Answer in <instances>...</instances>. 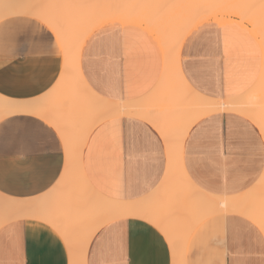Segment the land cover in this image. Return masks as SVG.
<instances>
[{
  "label": "crops",
  "instance_id": "crops-1",
  "mask_svg": "<svg viewBox=\"0 0 264 264\" xmlns=\"http://www.w3.org/2000/svg\"><path fill=\"white\" fill-rule=\"evenodd\" d=\"M164 1L151 5L161 16ZM200 23L180 47L177 72L203 97L244 98L264 76V49L253 26L237 17ZM166 54L147 24L115 20L88 35L80 70L103 98L133 103L149 98L163 84ZM65 64L62 44L43 20L32 14L0 20V95L21 101L51 97L57 83L61 85ZM80 87L67 85L63 90L80 99ZM184 143L185 169L208 193L246 197L264 174V137L239 111L204 115L191 126ZM66 161L63 138L48 118L17 112L0 119L1 194L18 199L51 196ZM167 167L165 142L146 119L118 115L95 126L83 150L86 178L105 196L146 202L150 210L143 217L101 226L90 239L86 264H264V231L238 212L212 215L184 238L181 204L157 194ZM74 198L67 209L75 210L76 204H71L76 202L79 208L76 200L81 199ZM45 221L30 217L1 226L0 264H71L65 238Z\"/></svg>",
  "mask_w": 264,
  "mask_h": 264
},
{
  "label": "bare ground",
  "instance_id": "bare-ground-1",
  "mask_svg": "<svg viewBox=\"0 0 264 264\" xmlns=\"http://www.w3.org/2000/svg\"><path fill=\"white\" fill-rule=\"evenodd\" d=\"M101 1L105 5L106 0ZM87 2L88 0H0V20L14 14H32L49 25L62 44L66 63L58 81L63 86L62 89L53 92L61 86L57 83L58 87L51 92V97L47 96L45 100L21 101L0 95V119L17 112L38 113L48 118L60 132L67 155L65 170L57 189H54L56 192L52 191L51 196L18 199L0 193V227L17 219L43 218L45 222L55 226L65 238L63 240H66L71 252L70 263L86 264L90 239L101 226L114 219L146 216L150 210L148 203L105 196L91 185L83 168V150L95 126L113 116L135 115L149 121L165 142L168 167L162 188L157 194L171 196L172 203L181 204L186 228L184 238L206 218L228 211L249 217L264 231V174L257 187L253 188L254 192L249 193L253 192L254 195L218 196L199 188L189 177L183 162V148L188 131L198 119L212 112L229 109L239 111L260 128L264 137V76L259 85L244 98L221 100L203 97L191 89L174 66L186 35L204 20L240 18L253 26L264 49V9L257 12L252 4L241 5L238 0H190L188 5L189 8L192 6V14L189 9V16L183 15L187 20L191 18L189 21L182 16V19L158 22L161 15L152 10L151 6L142 10L136 5L144 14L136 12V6L133 7L129 2H126L129 5L115 6L118 2L110 1L114 6L112 4L105 11L101 7L99 11L98 2L91 15L94 20L88 24ZM76 3L78 7L75 10L72 6ZM169 4L166 0L162 4L164 8L161 6L165 12L170 8ZM73 17L79 20L70 21ZM126 18L147 24L158 35L167 53L163 84H159V88L149 98L133 103L103 98L87 85L80 70L81 50L88 35L107 22ZM77 24L80 27L77 28ZM73 84L81 86L80 99L63 90L65 86ZM74 196L81 199V202ZM72 198L73 202L79 201L77 210V202L71 204H76L73 206L75 210L66 207L70 205L67 202L72 201ZM78 210L80 217L79 214L75 215Z\"/></svg>",
  "mask_w": 264,
  "mask_h": 264
},
{
  "label": "rangeland",
  "instance_id": "rangeland-1",
  "mask_svg": "<svg viewBox=\"0 0 264 264\" xmlns=\"http://www.w3.org/2000/svg\"><path fill=\"white\" fill-rule=\"evenodd\" d=\"M99 1H101V0H91V2H90V0H88V2H87V9H88V14L86 15V17H87V20H86V23H91V22H93V20H94V17L92 18L91 17V15H92V11H93V9H95V8H93L94 6H96V3H98ZM110 1H113L114 3H116V2H118V3H116L115 4V6H117V5H126V4H128V3H126V2H129V3H131L132 5H133V7H135L136 5H139V7L143 10V8L145 9V7H149V6H151V5H153V3L154 2H156V0H124V1H119V0H106V1H104L105 3V5H103V2L101 1V3H102V6H101V3L99 4L100 5V7L98 8V10L99 11H101V7H102V9H103V11H105V10H107V8H110V6H112V4H113V6H114V3L112 2V4H111V2ZM116 1V2H115ZM172 1V3H171V8H169V10H167V12H165L164 14H162V16L157 20L158 22H159V20H161V22H165V20L166 21H168V20H172V21H174L176 18H183L184 16L186 17V15H188L189 16V9H190V11H191V8H192V6H191V8H189V6L190 5H188L189 4V0H181L182 2L180 3V4H175V1L176 0H171ZM180 1V0H179ZM247 1V2H246ZM92 2H93V4H92ZM108 2V4H106ZM125 2V3H124ZM238 2L241 4V5H249V4H252L253 6H254V8L255 9H257V12L259 11H262L264 8H262L261 7V5L262 4H264V0H238ZM90 3V4H89ZM110 3V4H109ZM244 3V4H243ZM254 3V4H253ZM191 4V3H190ZM78 5V3H76V4H74L72 7L76 10L77 9V6ZM129 5V4H128ZM90 6V7H89ZM137 10H135L136 12H142V13H144L143 11H141V9H139L137 6L135 7ZM138 10H140V11H138ZM68 11V10H67ZM178 13V14H177ZM145 14V13H144ZM177 14V15H176ZM190 14H192V11H191V13ZM184 15V16H183ZM195 15V14H194ZM75 16V15H74ZM183 16V17H182ZM188 16H187V18H188ZM76 17V16H75ZM75 17H73V18H71L72 20H70V21H78L79 19L78 18H75ZM184 17V19H186ZM76 19V20H75ZM184 19H183V21H184ZM191 18H188V20L186 19V21H189ZM215 20V19H214ZM85 22V21H84ZM73 24V23H72ZM71 24V25H72ZM75 26V25H74ZM84 26V25H83ZM82 26V27H83ZM76 27V26H75ZM78 27H80L79 26V24H77V28Z\"/></svg>",
  "mask_w": 264,
  "mask_h": 264
},
{
  "label": "snow or ice",
  "instance_id": "snow-or-ice-1",
  "mask_svg": "<svg viewBox=\"0 0 264 264\" xmlns=\"http://www.w3.org/2000/svg\"><path fill=\"white\" fill-rule=\"evenodd\" d=\"M261 7L264 8V4H262Z\"/></svg>",
  "mask_w": 264,
  "mask_h": 264
}]
</instances>
